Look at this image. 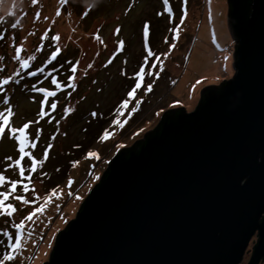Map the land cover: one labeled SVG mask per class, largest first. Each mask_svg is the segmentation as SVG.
<instances>
[{
  "label": "rangeland",
  "instance_id": "374dc122",
  "mask_svg": "<svg viewBox=\"0 0 264 264\" xmlns=\"http://www.w3.org/2000/svg\"><path fill=\"white\" fill-rule=\"evenodd\" d=\"M5 6L11 7L12 0H0V9ZM169 6L171 13L165 11L163 0H67L64 4L61 0H15L14 14L0 10V83L8 80L0 87V112L7 115V109L12 110L11 127L31 122L26 130V151L44 160L36 172H30L32 157H25L21 161L25 174L21 177L18 168L9 167L19 158V142L10 128L0 135V172L9 181L0 186V191L7 190L12 180H20L29 184V191L24 192L23 185L18 184L16 195L29 200L40 197L35 204L27 205L10 197L8 203L17 211L11 217L0 216V257L10 250L5 230L14 240L13 224L43 203L53 189L62 193L52 198L43 213L25 221L22 246L15 259L6 264L47 261L57 232L75 218L81 202L120 148L131 146L146 131L153 130L164 110L184 106L192 111L201 88L233 77L236 42L227 25V0H187L186 4L184 0H169ZM17 21L19 24L12 27ZM146 23L147 48L143 36ZM177 26L178 38L173 31ZM171 44L175 47L170 50ZM17 49L20 59L15 58ZM148 49L154 56L147 57ZM49 57L53 61L41 72V65ZM23 60H28L26 68L21 67ZM141 66L146 72L144 82L119 117L127 121L121 128L113 124L116 109L135 86V73ZM33 72L36 75H30ZM23 74L33 79L19 81ZM148 84H152L151 92H146ZM39 88L51 89L56 95L45 98ZM137 100L142 102L129 116ZM105 130L113 134L101 140ZM32 143L37 147L32 148ZM89 152H96L99 159L89 157ZM9 156L12 161L6 159ZM256 234L252 240L257 241ZM252 240L239 264L249 261Z\"/></svg>",
  "mask_w": 264,
  "mask_h": 264
},
{
  "label": "water",
  "instance_id": "95a60500",
  "mask_svg": "<svg viewBox=\"0 0 264 264\" xmlns=\"http://www.w3.org/2000/svg\"><path fill=\"white\" fill-rule=\"evenodd\" d=\"M234 75L122 147L42 264L264 261V0H227Z\"/></svg>",
  "mask_w": 264,
  "mask_h": 264
},
{
  "label": "snow or ice",
  "instance_id": "6c2138e0",
  "mask_svg": "<svg viewBox=\"0 0 264 264\" xmlns=\"http://www.w3.org/2000/svg\"><path fill=\"white\" fill-rule=\"evenodd\" d=\"M33 2H36V0H33ZM185 4L187 3V0H184ZM61 3H67V0H61ZM163 4L165 7V11L168 13L172 12V8L169 6V0H163ZM57 15H59V12H57ZM187 15V12L185 10L184 16ZM184 17H181V23H183ZM19 24V21H17L16 24H13L12 27H16ZM173 31L175 32V37L178 38L180 31H179V26H177L175 29H173ZM143 36H144V41H145V47H148V37H149V26L146 23L144 25V29H143ZM55 39H59V37H55ZM121 46L123 45V41L120 42ZM175 44H171L170 45V50L171 48H174ZM19 51L20 49H17V56L15 57L16 59H20L19 57ZM59 52V49H57L56 52L52 53V58L54 59L57 55V53ZM165 56L168 55V53L164 54ZM154 56V53L148 49L147 52V57H152ZM147 57L145 62H147ZM34 59V57H32ZM156 59L158 60L159 57H156ZM28 66V60H23L21 62V67L22 68H26ZM152 67H156L155 64L152 65ZM163 69V65L161 64V70ZM42 71V69H41ZM76 69L75 67L72 68V72L75 73ZM30 75H36V73H30ZM146 72H145V68L143 66L140 67L139 71H137L135 73V78H136V83L135 86L131 89V91H129L127 93V99L123 100L121 102V104L119 105V107L116 109V116L117 118L113 120V124L117 125L119 127H123L124 123H126L127 121H121L119 119L120 116L124 115V111L128 109L129 103L131 102L132 99L135 98L136 92L141 89L143 82H144V78H145ZM147 75H152L151 72H148ZM156 76H159V73H156ZM69 79H74V77H70ZM2 83L7 84L8 80H4ZM53 84H56L57 81L55 79H53L52 81ZM59 87V85H57ZM40 92H44L45 93V98H47L48 96H55L56 93L54 91H47L44 88H40L37 89ZM152 91V84H148L146 87V92H151ZM142 102V100H137L136 101V107L131 109V112L129 113V116L131 115L132 112H135L138 110L140 103ZM5 103H7V101H5ZM51 107L53 109L56 108V104L52 103ZM45 113L43 111V109L40 112V115L43 116ZM12 115V110L9 108L7 109V115H5L4 112H0V118H2L3 123L0 124V135L6 134L5 133V128H10L11 133L15 136V139L19 142V158L15 159L13 161L12 164H9V167H13L15 166L16 168L19 169V175L21 177L24 176L25 174V168L21 165V161L24 160L25 157H32V153L26 151V148L29 145V140H28V135L26 133V130L29 129V125L31 122L29 123H24L22 127H11L10 123H9V117ZM93 115H96L95 113H93ZM19 135H16V134ZM113 133H110L108 130H105L103 135L100 137L101 140H107L108 138H110V135H112ZM38 139V136H37ZM32 148H36L37 145L36 143H32L31 144ZM49 148L51 147V145L48 146ZM89 157H94L96 159H99V155L96 152H89L88 153ZM48 158V153L47 150L44 153V159L46 160ZM6 159H8L9 161H12V157H6ZM44 160H37L36 158L32 157L31 159V167L29 169L30 172H36L38 166H42L43 165ZM28 179L30 180L31 177H28ZM9 183L6 175L3 172H0V186H4L7 185ZM18 184H22L23 185V191L24 192H28L29 191V184L27 183H23V181L20 180H12L10 182V186L7 188V190L5 191H0V216H7V217H11L16 211L17 208L12 204V203H8L10 197L15 198V200L17 201H21L23 204L27 205V204H35L37 200L40 199V197H36V200H29L27 199L24 195H16L17 193V186ZM72 181L71 179L68 181V185L69 187L71 186ZM60 194L57 191V189H53L47 196H45L43 198L44 202L41 203L38 207H35L33 209L32 212H30L26 217H24L23 220H21L19 223H15L13 224V227L16 229L15 235H14V240H13V236L12 234H10L7 230H5L4 235L8 237V246H9V251H6L2 257H0V264H6V262L8 261H13L15 259V254L19 252L21 246H22V235H23V231H24V227H25V221H32L34 217H36L38 214L43 213L47 204L51 202L53 197H58ZM71 194V193H70ZM79 199V197H77Z\"/></svg>",
  "mask_w": 264,
  "mask_h": 264
},
{
  "label": "trees",
  "instance_id": "16d2710c",
  "mask_svg": "<svg viewBox=\"0 0 264 264\" xmlns=\"http://www.w3.org/2000/svg\"><path fill=\"white\" fill-rule=\"evenodd\" d=\"M52 61H53V59H51V58L49 57V58H48V61H46L45 64L41 65V69H42L41 72L46 71L47 66L50 65ZM37 73H39V70H38V69H37ZM26 77L29 78V79H33V77H30V76H28V75H24V74H23V75L21 76V78H20L19 81L22 82L24 79H26ZM29 79H28V80H29ZM28 80H26V81H27V83H28L29 85H32V84H33V87H34V86H37V85H35V83L30 84V82H29ZM26 81H25V82H26ZM2 85H3V84L0 83V87H2ZM39 89H40V88H39ZM44 89H46L47 91H52L51 89H47V88H44ZM37 91H38V90H37ZM39 93H41V94H45L44 92H40V91H39Z\"/></svg>",
  "mask_w": 264,
  "mask_h": 264
},
{
  "label": "clouds",
  "instance_id": "9594fccd",
  "mask_svg": "<svg viewBox=\"0 0 264 264\" xmlns=\"http://www.w3.org/2000/svg\"><path fill=\"white\" fill-rule=\"evenodd\" d=\"M14 8H15V0H12L11 7L5 6L4 9H0V10H4L5 14H14V11H13Z\"/></svg>",
  "mask_w": 264,
  "mask_h": 264
}]
</instances>
